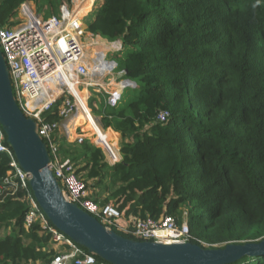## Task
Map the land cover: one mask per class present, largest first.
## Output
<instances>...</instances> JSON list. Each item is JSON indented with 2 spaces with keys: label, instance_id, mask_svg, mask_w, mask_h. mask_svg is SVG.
Segmentation results:
<instances>
[{
  "label": "trees",
  "instance_id": "1",
  "mask_svg": "<svg viewBox=\"0 0 264 264\" xmlns=\"http://www.w3.org/2000/svg\"><path fill=\"white\" fill-rule=\"evenodd\" d=\"M87 1L83 14L93 0ZM26 2L48 19L72 0H0V24ZM93 15L87 32L122 42L115 61L137 92L125 91L113 107L107 95L95 105L90 99L103 129L120 134L121 161L108 164L89 139L62 138V156L99 189L98 202L126 209L128 229L138 218L165 215L182 224L186 211L190 242L203 248L263 239L264 0H103ZM63 102L43 118L60 121ZM163 111L169 115L161 122ZM8 162L1 154L0 183ZM21 196L0 197V231L12 229L0 236V264H48L61 252L38 226L25 227ZM95 257L96 264H109ZM231 264H264V255Z\"/></svg>",
  "mask_w": 264,
  "mask_h": 264
},
{
  "label": "built area",
  "instance_id": "2",
  "mask_svg": "<svg viewBox=\"0 0 264 264\" xmlns=\"http://www.w3.org/2000/svg\"><path fill=\"white\" fill-rule=\"evenodd\" d=\"M79 12L80 9L71 10L64 3L60 6L59 16L44 19L30 4L23 3L16 18L5 25L0 24V50L7 64L14 99L24 115L35 121L36 132L49 152V168L67 201L97 218L106 229L124 230L140 241L164 244L190 242L193 236L188 224H179L170 215L159 220L138 218L132 228L128 229L130 221L123 223L126 220L125 213L113 203L98 202L93 196V190L78 175L73 161L61 154L62 138L78 144L86 139L79 133L71 140L73 133L83 127L77 126L76 119L73 121L72 118L79 111L74 99V87L92 84L93 81H87L92 74L102 78L105 74L114 76L118 68L117 62L108 60L105 52H95L93 57L88 58L82 42V37L88 34L87 25L82 22L84 16H80ZM90 36L94 37L93 34ZM89 65H93L91 74ZM119 72L125 74L124 71ZM127 86L133 85L127 84L120 89L123 91ZM121 90L110 93L108 105L113 107L121 101ZM60 98H64L59 113L61 120L46 121L43 114ZM168 115L166 111L160 112L157 119L164 122ZM85 118L92 125V119L88 116ZM1 154L6 155L9 162L6 176L0 183V197L14 196L22 191V200L28 206L25 227L31 229L38 226L40 233L50 235L53 243L69 249L54 256L48 264H96L94 255L58 230L43 212L31 189L30 175L20 166L0 124Z\"/></svg>",
  "mask_w": 264,
  "mask_h": 264
},
{
  "label": "water",
  "instance_id": "3",
  "mask_svg": "<svg viewBox=\"0 0 264 264\" xmlns=\"http://www.w3.org/2000/svg\"><path fill=\"white\" fill-rule=\"evenodd\" d=\"M130 82H135L129 80ZM0 124L20 166L30 175L35 198L51 223L74 243L109 264H231L244 256L264 255V238L203 248L192 242L164 244L126 238L63 196L49 168L48 149L14 99L7 64L0 50Z\"/></svg>",
  "mask_w": 264,
  "mask_h": 264
},
{
  "label": "rangeland",
  "instance_id": "4",
  "mask_svg": "<svg viewBox=\"0 0 264 264\" xmlns=\"http://www.w3.org/2000/svg\"><path fill=\"white\" fill-rule=\"evenodd\" d=\"M96 1L98 3H100V1H103V0H96ZM83 2H84V0H72V2H68V3L67 2H63V4L64 3L68 4L69 8L71 10H75L76 11V10L81 9L82 5L84 4ZM33 9L37 13L35 4H34ZM92 18H93L92 13H88L86 16H84L82 22L87 25L92 20ZM82 42L84 43V45L86 47V54H87L88 58L93 57L95 52H100L102 50V45L100 43L101 40L99 38L95 37V36L91 37V36H88L87 34H85L84 37H82ZM91 43H93V44H91ZM120 54H121V52H119V51H117V52L108 51L107 54H106V58L108 60H116L117 61V58L120 56ZM89 67H90V70H91L90 71V74H91L93 65H89ZM111 76L112 75L105 74L104 77L102 78V77L96 76V74H92L90 76V78L87 79V81H93L94 82L93 84H90L89 86H87L85 84H82V85L79 86L80 88L79 87L77 88L76 86L74 87L75 89L77 88L78 91H80L81 89H82L81 91H86L85 92V96H84L85 104H86L87 108L89 109V111L92 112V113L88 112V114H87L88 118L91 119V115L90 114H92L94 122H96L98 124V126H100V128L103 130V132H106V133L107 132L113 133V132L108 130V129L107 130L103 129V127L101 126V122H100L101 121V117H100V115H98V114L93 112V108L90 105V99L94 98V105H95V103L98 104L100 99H101V96L107 95L106 99H108L111 92H114L116 90H121L120 89V87H121L120 85L125 83L126 80H128V79L124 78V75L119 72V68H116L114 76H112V77ZM112 81H115V84L113 83L114 86L116 85L115 88H113L114 86L111 87V85L109 84V82L111 83ZM132 85L133 86L125 87L123 89V91L121 90V94H122L121 99L123 98V96H124L123 94H124L125 91L132 92V91H135L137 89V87H138L137 85H135L134 83H132ZM135 92H137V91H135ZM74 99L76 100L77 107L79 109L78 113H81V115H82L83 112H84V106L82 105L80 97L75 92H74ZM77 115L78 114H75L74 116H72L73 121H74V119H76L75 120V124L78 126L79 122H80L81 124H86V125H84L83 131L81 129H78L76 133H73V136H72L71 140H73L76 137L75 135H77L79 133L83 134L86 139H89L96 146L102 148V150L104 152V155H105V161L108 164H110L109 163L110 161L107 159L105 152H108L107 149H110V147L114 146L116 151L121 154V136H120V134L119 133L118 134H114L113 133L115 135V137L111 141H109V143H105L104 141L101 142V139H99V140L97 139V135H96L97 132L95 131L93 126H91V124H89L86 119H81L79 121L78 118H76ZM121 160H122V154H121V158H120L119 161H121ZM86 173H87V171L85 172V174ZM90 183H91V181H90ZM91 189L95 193H97L99 191L98 188L91 187ZM104 196H102V197H104ZM111 203L117 205V203H115L114 201H112ZM125 210L126 209H124L122 211L124 212ZM182 217H183L182 218L183 223L184 222L187 223L188 216H187L186 211H183ZM131 221H133V220H131ZM11 231H12L11 228H6V229L3 228L0 231V236H4L5 234L10 233ZM49 247H52V248L56 249L58 251V253L59 252L62 253L65 250V248L62 247L60 244H55L52 241L50 242ZM36 264H44V263L39 262V263H36Z\"/></svg>",
  "mask_w": 264,
  "mask_h": 264
},
{
  "label": "crops",
  "instance_id": "5",
  "mask_svg": "<svg viewBox=\"0 0 264 264\" xmlns=\"http://www.w3.org/2000/svg\"><path fill=\"white\" fill-rule=\"evenodd\" d=\"M79 2V1H78ZM84 2H85V0H84ZM83 2V3H84ZM86 2H88L87 0H86ZM26 3H28V4H30L32 7H34V3L33 2H26ZM97 3V1L96 0H93L92 2H91V6H90V9L85 13V14H82V11H83V5H82V7H81V9H80V12H79V14L81 15V16H86L88 13H92V15H93V11H94V7H95V4ZM93 17H94V15H93ZM88 36H90L91 35V33L90 32H88V34H87ZM97 38H99L100 40H101V45H102V52L104 51L105 53H107L108 51H111V52H117V51H119V52H121L122 51V42L121 41H116V42H109V41H107L106 39H103L102 37H100V36H96ZM116 81V80H115ZM115 81H112L111 83L109 82V84L111 85V87L112 86H114V84H115ZM94 82H92V84H93ZM114 83V84H113ZM110 87V86H109ZM110 87V88H111ZM116 87V85L113 87V88H115ZM112 89V88H111ZM74 90H75V88H74ZM84 93L86 92V91H83ZM80 100L82 101V100H84L83 98H80ZM85 111H86V113H83L82 115H81V113H78V115H77V117L76 118H78V120L80 121L81 119H86L85 117H87L88 115V112H90L89 110H88V108H87V106H85ZM87 115V116H86ZM91 115V114H90ZM91 119H92V125H93V128L95 129V131L97 132L96 133V135H97V139L99 140V139H101V142L102 141H104L105 143H109V141H111L114 137H115V135L114 134H118L117 132H114L112 129H108V130H110V131H112L113 133H111V132H103V130L100 128V126H98V124L96 123V122H94V120H93V116L91 115ZM88 123L90 124V122L88 121ZM79 125H83V127H84V125H86V124H81L80 122H79ZM91 125V126H92ZM83 127H81V129H83ZM105 139V140H104ZM114 145V144H113ZM107 151L108 152H105L106 153V157H107V159L110 161L109 163L111 164V165H113V164H115L116 162H118L119 160H120V158H121V154L120 153H118L117 151H116V149H115V147L113 146V147H110V149H107ZM129 220L126 218V220L125 221H123V223L125 224V223H127Z\"/></svg>",
  "mask_w": 264,
  "mask_h": 264
},
{
  "label": "bare ground",
  "instance_id": "6",
  "mask_svg": "<svg viewBox=\"0 0 264 264\" xmlns=\"http://www.w3.org/2000/svg\"><path fill=\"white\" fill-rule=\"evenodd\" d=\"M82 14H83V11H82ZM80 15V14H79ZM81 16V15H80ZM125 84H127V83H123V84H121L120 86L122 87V86H124ZM120 87V88H121ZM80 88V87H79ZM80 90V89H79ZM82 90V89H81ZM78 91V89L76 88L75 90H74V92L80 97V98H83L84 99V96H85V93L83 92V91ZM82 102V105L84 106V109H85V106H86V104H85V100H82L81 101ZM84 113V112H83Z\"/></svg>",
  "mask_w": 264,
  "mask_h": 264
}]
</instances>
